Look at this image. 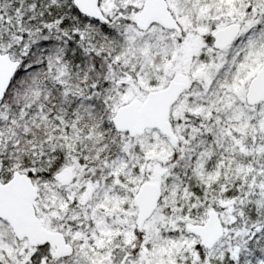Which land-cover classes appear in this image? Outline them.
I'll use <instances>...</instances> for the list:
<instances>
[{"label": "snow or ice", "instance_id": "obj_1", "mask_svg": "<svg viewBox=\"0 0 264 264\" xmlns=\"http://www.w3.org/2000/svg\"><path fill=\"white\" fill-rule=\"evenodd\" d=\"M0 264H264V0H0Z\"/></svg>", "mask_w": 264, "mask_h": 264}]
</instances>
